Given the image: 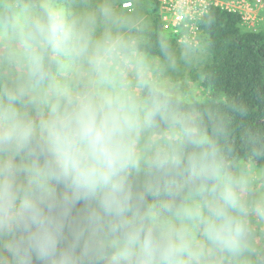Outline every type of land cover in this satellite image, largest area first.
Segmentation results:
<instances>
[{"label": "clouds", "instance_id": "9594fccd", "mask_svg": "<svg viewBox=\"0 0 264 264\" xmlns=\"http://www.w3.org/2000/svg\"><path fill=\"white\" fill-rule=\"evenodd\" d=\"M146 31L137 0H0V264H264V133L229 159L166 75L195 49Z\"/></svg>", "mask_w": 264, "mask_h": 264}, {"label": "trees", "instance_id": "16d2710c", "mask_svg": "<svg viewBox=\"0 0 264 264\" xmlns=\"http://www.w3.org/2000/svg\"><path fill=\"white\" fill-rule=\"evenodd\" d=\"M152 5L155 18L144 47L157 57L160 42L172 46L176 38L163 32L156 0ZM196 25L209 60L192 70L191 78L206 94L188 101L205 119L210 113L225 119L228 134L221 141L225 152L229 159L244 162L252 148L251 134L264 133V29H243L239 12L217 5H211ZM255 162L264 164V157Z\"/></svg>", "mask_w": 264, "mask_h": 264}, {"label": "rangeland", "instance_id": "374dc122", "mask_svg": "<svg viewBox=\"0 0 264 264\" xmlns=\"http://www.w3.org/2000/svg\"><path fill=\"white\" fill-rule=\"evenodd\" d=\"M219 1L222 3L224 2L225 5H232L237 10L243 11V22L241 25L243 29H264V0H262L261 4H256L255 0H249L250 5L248 8H245L246 6L244 3L240 4V0H237L238 2L233 4H231V0ZM151 3L152 0H137L138 10L147 20V30L151 28L152 21L155 18L153 5L151 6ZM163 32L168 34V31L164 29ZM201 38L202 37L198 32L194 34L185 31L184 37L179 38L178 40L176 38V41L171 46L172 49L179 52L184 46V42H187V44L196 51V55L191 63H181L178 69L166 73V75L176 83V86L181 90L188 100L202 99L206 94L205 90L199 86L198 81H193L191 78L192 70L204 66L209 60L208 53L204 48V43L201 42Z\"/></svg>", "mask_w": 264, "mask_h": 264}, {"label": "built area", "instance_id": "2783aa9c", "mask_svg": "<svg viewBox=\"0 0 264 264\" xmlns=\"http://www.w3.org/2000/svg\"><path fill=\"white\" fill-rule=\"evenodd\" d=\"M236 2L238 1L231 0V4ZM255 2L261 4L262 0H255ZM157 3L162 29L175 36L177 40L184 37L185 31L194 34L198 32L196 21L211 5L239 12L243 22V11L235 9L232 5H225L219 0H157ZM239 3H244L245 8L250 5L249 0H240Z\"/></svg>", "mask_w": 264, "mask_h": 264}]
</instances>
